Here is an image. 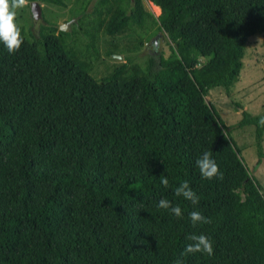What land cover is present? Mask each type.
<instances>
[{
    "label": "trees",
    "instance_id": "trees-1",
    "mask_svg": "<svg viewBox=\"0 0 264 264\" xmlns=\"http://www.w3.org/2000/svg\"><path fill=\"white\" fill-rule=\"evenodd\" d=\"M88 1L71 31L44 19L36 36L20 25L15 54L0 43V264H264L262 185L206 100L239 80L250 36L264 33V0H148L157 16L143 0H97L85 19ZM100 33L107 56L159 33L168 52L144 64L127 54L96 77ZM241 114L259 164L264 112ZM205 151L222 179L201 176ZM185 180L197 205L175 195ZM192 211L211 222L194 227ZM193 233L212 256H181Z\"/></svg>",
    "mask_w": 264,
    "mask_h": 264
},
{
    "label": "rangeland",
    "instance_id": "rangeland-1",
    "mask_svg": "<svg viewBox=\"0 0 264 264\" xmlns=\"http://www.w3.org/2000/svg\"><path fill=\"white\" fill-rule=\"evenodd\" d=\"M62 4L52 3L48 1H38L41 15L39 18L34 19L31 11V3L29 7L20 10L17 17V23L22 25L26 31L37 35V30L44 19L51 23L64 27L66 31H71L72 28L78 24V17L82 15V2L84 0H61ZM97 0H89L84 10L90 11ZM144 7L151 11L155 16L160 13L158 6L143 0ZM85 26V25H83ZM80 40H73L76 43L74 47L77 49H84L86 42L85 37L78 33L77 36ZM107 35L100 33L99 38V59L94 61L93 73L96 77L106 73L112 64L125 60V55H129L132 59L144 64L148 53L154 54L159 51L163 53L168 52L162 34L152 37L150 41L139 52L123 51L116 53L113 56L105 54L106 44L103 39H108ZM123 46L128 41L119 37L118 40ZM154 46V47H153ZM207 101H211L214 105L218 115L223 123V131L227 132L233 139L243 162L248 170L256 177L262 185L264 192V156L258 164V148L255 138V126L246 124L238 126L237 123L241 120L243 110L248 111L252 115H259L264 112V33H256L250 36L244 56L243 67L240 71L239 80L236 84L226 93L222 88L215 87L211 89L206 96ZM241 104L242 107H236ZM262 150L264 154V127L262 131Z\"/></svg>",
    "mask_w": 264,
    "mask_h": 264
},
{
    "label": "clouds",
    "instance_id": "clouds-1",
    "mask_svg": "<svg viewBox=\"0 0 264 264\" xmlns=\"http://www.w3.org/2000/svg\"><path fill=\"white\" fill-rule=\"evenodd\" d=\"M30 0H0V43L6 47L10 54H15L21 48L24 42L21 26L17 23V17L20 10L29 7ZM34 7V5H32ZM258 125L264 127V115H261L258 120ZM196 165L200 170V174L205 179L223 178V173L220 171L218 164L212 158L210 152L203 154L196 160ZM161 183L167 187L169 181L167 177L161 176ZM264 195V193H261ZM176 196H183L193 205L199 203V197L192 190L188 181H183L176 189ZM158 208L169 210L177 218H182V210L179 206H173L170 201L161 199L157 205ZM190 221L195 227L198 224L210 223V218L205 217L199 211H192L189 214ZM191 243L187 244L181 256L194 253L207 254L212 256L214 253L212 241L204 234H190L187 237ZM174 264H184L182 259H177Z\"/></svg>",
    "mask_w": 264,
    "mask_h": 264
},
{
    "label": "water",
    "instance_id": "water-1",
    "mask_svg": "<svg viewBox=\"0 0 264 264\" xmlns=\"http://www.w3.org/2000/svg\"><path fill=\"white\" fill-rule=\"evenodd\" d=\"M32 5H34V7ZM31 11H32L34 19H37V18L40 17L41 10H40L39 3L37 1H32L31 2ZM59 28L62 29V30H65L64 27H59Z\"/></svg>",
    "mask_w": 264,
    "mask_h": 264
}]
</instances>
